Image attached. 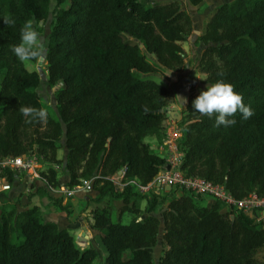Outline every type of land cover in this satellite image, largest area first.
I'll use <instances>...</instances> for the list:
<instances>
[{
  "label": "trees",
  "instance_id": "16d2710c",
  "mask_svg": "<svg viewBox=\"0 0 264 264\" xmlns=\"http://www.w3.org/2000/svg\"><path fill=\"white\" fill-rule=\"evenodd\" d=\"M155 1L0 0V156L36 153L47 184L58 187L64 135L66 186L92 180L96 195L89 200L96 204L107 197L132 200L127 223L113 221L106 207L91 210V228L106 249L103 264H154L160 221L151 213L163 202L166 248L158 264H263L255 255L264 245V219L223 210L218 200L206 204L204 196L185 190L177 196L141 194L132 184L119 189L109 179L125 168L124 181L145 185L164 163L146 138L162 141L171 89L153 74L182 66L180 42L192 21L177 0ZM202 1L188 0L192 6ZM51 13L45 70L48 85H60L54 113L41 104L38 72L10 47L20 42L28 19L44 22ZM5 16L15 25L7 26ZM198 38L205 45L198 63L204 83H233L254 114L245 120L237 112L235 125L216 126L215 115L201 116L192 106L206 87L190 91L178 122L181 170L223 184L238 199L251 192L264 197V0L217 5ZM22 107L43 109L46 118L31 120ZM5 175L10 183L16 179L10 171ZM0 210V264H93L98 257L93 246H76L70 230L44 221L38 206L17 211L4 202Z\"/></svg>",
  "mask_w": 264,
  "mask_h": 264
},
{
  "label": "built area",
  "instance_id": "2783aa9c",
  "mask_svg": "<svg viewBox=\"0 0 264 264\" xmlns=\"http://www.w3.org/2000/svg\"><path fill=\"white\" fill-rule=\"evenodd\" d=\"M165 134L158 149L163 152L164 163L153 179L143 185L137 180L124 181L125 168L120 169L109 179L117 185L119 189H123L127 184H132L141 194H149L155 192L160 193L166 188L176 189L178 191H188L192 194L202 195L213 200H218L224 206L223 210L235 209L242 211L249 216H253L255 220H263L262 216H256L258 212H264V197L254 192L247 194L243 198L234 197L223 184L214 183L200 176H186L181 170L183 153L179 149L178 141L181 137V131L178 128L177 121L170 118L165 123ZM44 164L41 162V156L36 153L22 154L18 156H0V193L8 191L12 188V184L23 178H28L35 188L39 183H43L45 187H50L46 179L42 176L41 171ZM8 171L15 174L16 179L10 183L5 175ZM92 180L82 179L79 184L74 186H61L58 192L63 200H68L81 191H92ZM66 203V202H65Z\"/></svg>",
  "mask_w": 264,
  "mask_h": 264
},
{
  "label": "rangeland",
  "instance_id": "374dc122",
  "mask_svg": "<svg viewBox=\"0 0 264 264\" xmlns=\"http://www.w3.org/2000/svg\"><path fill=\"white\" fill-rule=\"evenodd\" d=\"M160 1L165 2V1H169V0H160ZM229 1H232V0H203L202 3H200L199 5L192 6L188 3V0H178L182 10H185L190 15V18L192 21V31L188 36L185 37L184 41L180 42V45L182 47V56H183L184 62L179 69L173 70L172 72L178 74V73H180V71H184L186 74H188V73L194 74V75H191L190 81L194 79L197 87L191 88L190 91H198L199 89L204 88L207 85V83L206 84L204 83V80L206 78L205 75L198 70V63H199L198 59L200 57L201 48H200V46L195 45V43L196 44L202 43L198 37L202 35L203 31L201 32V30L200 31L195 30L194 26L196 25L199 27V26H202L204 24V27H205V23L208 20V18L210 17V15L213 12V10L215 9V7L217 5H220L221 3L229 2ZM146 2L149 4H153L156 1L155 0H146ZM52 20H53V14L51 13L48 16V19L46 21L37 22V25H38L37 30L41 33L45 42H46V39L48 37V33L50 30ZM204 27L202 29H204ZM203 46H205V45H203ZM150 56H152V55L147 54V57L149 60L155 61V58L152 56V58H153V60H152V59H150ZM184 63H185V65H184ZM26 65H27L28 69L36 70L40 76L41 83H40V86L38 87L37 91L39 93L42 106L49 113L56 112L55 90H57L60 85L59 84L55 85V86H49L48 85L47 73L45 70V67H46L45 54L43 57H41L39 60H37V62H34V63L27 62ZM186 65L189 66V68H187ZM161 70H163V71L157 72L159 77L156 75L157 73H154L153 75L158 77V78H160V76H162V78L165 77L166 80L172 79V78H168L165 75V73H163L165 71V69H161ZM198 86H199V88H198ZM190 91H189V93H190ZM169 99H170V102H169L168 107L166 109L171 108L172 110H176V112L179 113V114H177V113L173 114V118H174V120L177 121V125H178V122L181 120V118L183 116L184 107L182 108L181 103H179V106H176L175 101L173 102V100H172V92H171V97ZM173 99H174V97H173ZM174 106H176V107H174ZM178 128L180 129L179 125H178ZM180 131H181V129H180ZM147 138H153V137H147ZM59 142H60V147L58 149L57 156H58V159L60 160V164L56 165V170L58 172L59 178H62V176H60V175H62V173H64V168L62 167V163H63V160L65 161V156H66V148L64 145V135L61 136ZM156 142L157 141L154 139L153 143H156ZM158 153L160 155H163L162 151L158 150ZM179 193H180V191H178V190L172 191L171 188H166L165 190L160 191V194L163 196L164 195H168V196L175 195V196H177ZM188 193H190V192H188ZM31 196H33V195H31ZM204 200H205L206 204L211 203V201H212L208 197H204ZM49 204H52L54 206V210L57 208V206H55L56 204L54 202H49ZM137 204H138V208L140 210H142L145 206V200H140V201H138ZM167 204H168V202H163L161 205L158 206V208L153 213H151L152 215L156 216L160 221L159 231L157 234V239H156L155 245L153 247V254H152L154 264H158V259H159L160 255L162 254L163 250L166 248V244L162 239V232H163L162 210L166 207ZM86 206H90L92 209L94 207H106L108 210H110L111 217H112L113 221L120 220L122 223L129 222L130 218L132 216L128 211V208H130L132 206V200H129L126 202L122 198L115 199L112 197H107L100 204H96V203L88 200ZM84 208L85 207H83V209L81 211H83ZM145 215L146 214H142V216H145ZM256 216H262L264 219V212L263 213L258 212L256 214ZM89 228H91V226H89ZM77 234H75V235L72 234L76 246H77V242L75 241V239H77V236H76ZM95 236L96 235L94 234L90 240V243H89V245L93 246L98 251V257L94 260L93 264H103L104 260H105V256H106V249H105L104 245L101 243L99 236L98 235L96 237ZM13 240L15 242L18 241V239L16 237H14ZM81 247H83V246H81ZM81 249H83V248H81ZM125 255H127V254H125ZM255 256L260 262H262L264 264V245L262 248H260L258 250V252L256 253Z\"/></svg>",
  "mask_w": 264,
  "mask_h": 264
},
{
  "label": "crops",
  "instance_id": "0c3cea01",
  "mask_svg": "<svg viewBox=\"0 0 264 264\" xmlns=\"http://www.w3.org/2000/svg\"><path fill=\"white\" fill-rule=\"evenodd\" d=\"M203 27L204 24L199 27L195 25L194 29L197 31L201 30L202 32L204 30L202 29ZM195 45L200 46L201 57L205 46H203L204 44L202 43H195ZM150 59L153 60L152 56H150ZM186 67L189 68V66L187 65ZM172 71L173 70L165 69V71L163 72L168 78L172 79L166 80V78H162V76H160V79H162L170 87L172 92V100L173 102L175 101L176 106H179L180 102L176 97L177 94L188 98L190 89L197 86L194 79L190 81L191 75L194 74H186L184 71H180V73L176 74ZM156 75L158 76V73ZM181 105L182 108L184 107L185 109L186 106H183V104ZM167 110H169L171 117L174 113L179 114L178 112H176V110H172L171 108H168ZM146 141L150 144L151 150L158 153V142L153 143V138H147ZM63 166L64 160L62 163V167ZM60 176H62V178H59L58 176L59 186L52 188H49L48 186L45 187L43 183H39V186L35 188V185L31 184L30 181H28L26 178L19 180L18 182L11 185L12 188L10 190L0 193V206L4 202L13 203L17 211L25 210L31 206H38L41 210L44 221L54 222L58 225L59 228H66L70 230V232L74 235L78 233L76 235L78 240L75 239V241L77 242V246H79L80 248H85L89 246L90 240L94 235L93 229L89 228V226H91L93 223V218L91 215L92 208L90 206H86V204L90 198H93L96 195V192L94 190H92L91 192L81 191L65 201L62 199L58 192V188L61 186H66V183L68 182V177L65 170L64 173H62V175ZM37 188H43L46 191L47 195L46 193H42L43 195L41 193H37ZM49 202H54L57 208L54 210V206L52 204H49ZM60 206H67V211L60 210ZM83 207L85 208L83 211H81Z\"/></svg>",
  "mask_w": 264,
  "mask_h": 264
},
{
  "label": "clouds",
  "instance_id": "9594fccd",
  "mask_svg": "<svg viewBox=\"0 0 264 264\" xmlns=\"http://www.w3.org/2000/svg\"><path fill=\"white\" fill-rule=\"evenodd\" d=\"M3 19L7 26L15 25V20L11 16H5ZM37 26L35 18L28 19L21 27L20 42L10 46L11 51L21 62L39 60L45 54L46 42L37 30ZM219 75L223 77L225 73H219ZM176 97L181 104H187V97L179 94ZM192 106L201 116L211 118L215 115L216 126L235 125L237 121L232 117L237 112L241 113L245 120L254 114L251 106L244 103L243 95L235 90V85L225 79H217L214 83L207 84L206 88L201 90L192 101ZM20 111L23 116L29 117L31 120H43L47 115L45 110L33 107H22ZM166 112L168 116L164 122V129L166 121L173 118L169 110L166 109Z\"/></svg>",
  "mask_w": 264,
  "mask_h": 264
},
{
  "label": "water",
  "instance_id": "95a60500",
  "mask_svg": "<svg viewBox=\"0 0 264 264\" xmlns=\"http://www.w3.org/2000/svg\"><path fill=\"white\" fill-rule=\"evenodd\" d=\"M140 47H142V45L140 44Z\"/></svg>",
  "mask_w": 264,
  "mask_h": 264
}]
</instances>
